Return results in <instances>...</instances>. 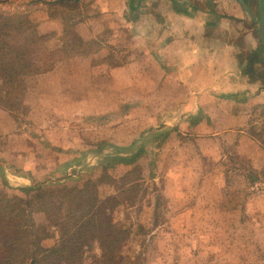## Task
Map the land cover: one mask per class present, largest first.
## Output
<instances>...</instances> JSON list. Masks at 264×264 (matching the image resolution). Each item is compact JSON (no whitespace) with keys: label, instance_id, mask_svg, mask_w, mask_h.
<instances>
[{"label":"rangeland","instance_id":"1","mask_svg":"<svg viewBox=\"0 0 264 264\" xmlns=\"http://www.w3.org/2000/svg\"><path fill=\"white\" fill-rule=\"evenodd\" d=\"M97 2L11 0L0 5V11L13 18V24L26 17L36 26L45 41L39 44L41 49L37 46L43 71L57 56L97 49L92 41L83 40V34L89 36L86 29H76L80 23L96 20L102 26L107 21ZM247 3L258 18V7L254 8L258 0ZM127 17L132 14L126 12ZM48 21L65 25L66 41L50 47L52 34L40 29ZM106 30L96 38L130 46L123 53L113 46L114 64L136 57L131 56L135 29L118 27L111 34ZM1 68L0 61V74ZM31 76L22 77L26 87L22 105L13 113L0 107V264H31L35 251L50 248L59 239L54 222H73L65 207L61 217H49L60 187L75 189L69 204L72 215L89 209L91 218L105 224H125L132 234L123 249L126 260L131 254L141 255L133 264H264V174H252L224 146L201 145L183 127L158 123L153 96L120 106L113 102L117 108L110 111H70L48 103L38 109L34 98L25 100ZM7 91L0 78L1 94ZM263 115L264 110L259 117L264 132ZM161 119L169 122L168 113ZM141 150L133 164L111 160ZM31 188L35 191H26ZM41 190L43 199L27 205ZM96 244L93 250L99 254Z\"/></svg>","mask_w":264,"mask_h":264},{"label":"crops","instance_id":"2","mask_svg":"<svg viewBox=\"0 0 264 264\" xmlns=\"http://www.w3.org/2000/svg\"><path fill=\"white\" fill-rule=\"evenodd\" d=\"M132 1L99 0V13L107 21L102 26L96 20L76 25L77 31H88L83 40L97 49L51 59V67L29 78L25 100L34 98L38 109L48 103L70 111H110L117 108L113 102L120 106L153 96L158 123L183 127L201 145L224 146L233 160L260 177L264 47L258 25L232 0H137L135 6ZM118 27L135 29L131 56L136 57L114 64L116 42L96 35ZM40 29L52 34L50 47L66 41L65 25L48 21ZM114 47L123 53L130 46ZM164 113L169 122H162Z\"/></svg>","mask_w":264,"mask_h":264},{"label":"trees","instance_id":"3","mask_svg":"<svg viewBox=\"0 0 264 264\" xmlns=\"http://www.w3.org/2000/svg\"><path fill=\"white\" fill-rule=\"evenodd\" d=\"M11 0H0V5L7 4ZM14 40V42H12ZM36 26H32L25 17L13 24V18L7 17L0 11V78L8 89L3 95L0 92V107L13 113L15 107L22 105V99L26 91L23 76H31L40 73L38 64L41 49L39 44L43 42ZM39 45V46H38ZM38 46V49H37ZM143 150L131 157H114L111 160L115 164H133L143 153ZM118 152L121 153L120 149ZM37 189H41L39 186ZM35 191L31 188L26 191ZM75 189L60 187L55 190V202L52 204L55 211L50 212V219L54 215L61 217L63 208L68 209L72 223L54 222V227L59 231L60 237L54 246L35 251L31 264H133L139 261L141 255L131 254L126 260L123 254L124 245L132 241V234L123 222L105 224L90 217V210L79 214L70 212L69 204L73 200ZM40 194L33 196L26 204L31 205L33 200H42ZM19 208V206H18ZM25 213V210H21ZM48 215V214H47ZM13 216L15 220H17ZM96 245L100 253H94ZM88 248V250H86ZM87 254V256H86Z\"/></svg>","mask_w":264,"mask_h":264},{"label":"water","instance_id":"4","mask_svg":"<svg viewBox=\"0 0 264 264\" xmlns=\"http://www.w3.org/2000/svg\"><path fill=\"white\" fill-rule=\"evenodd\" d=\"M137 0H133V5L136 4ZM238 2L241 4L243 10L250 16V18L258 25V33L260 40L262 42V45L264 47V8L262 5V0L260 3V6L258 8V18H256L251 10V8L245 3L244 0H238ZM135 6V5H134Z\"/></svg>","mask_w":264,"mask_h":264},{"label":"flooded vegetation","instance_id":"5","mask_svg":"<svg viewBox=\"0 0 264 264\" xmlns=\"http://www.w3.org/2000/svg\"><path fill=\"white\" fill-rule=\"evenodd\" d=\"M237 2H238V0H236ZM245 1V3L248 5V0H244ZM239 3V2H238ZM260 3H261V0H258V3H257V6H258V8H259V6H260ZM240 4V3H239ZM262 5H263V8H264V0H262ZM240 6H241V4H240ZM249 6V5H248ZM242 7V6H241ZM243 9V8H242ZM252 10H253V8H252ZM253 12V11H252ZM254 16H255V14H254ZM250 17V16H249ZM256 17V16H255ZM257 18V17H256Z\"/></svg>","mask_w":264,"mask_h":264},{"label":"built area","instance_id":"6","mask_svg":"<svg viewBox=\"0 0 264 264\" xmlns=\"http://www.w3.org/2000/svg\"><path fill=\"white\" fill-rule=\"evenodd\" d=\"M263 121H264V115H263Z\"/></svg>","mask_w":264,"mask_h":264}]
</instances>
